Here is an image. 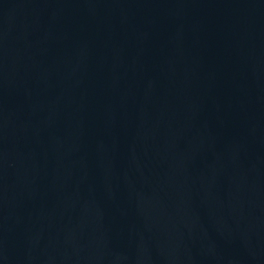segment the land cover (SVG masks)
Segmentation results:
<instances>
[{
	"label": "water",
	"instance_id": "water-1",
	"mask_svg": "<svg viewBox=\"0 0 264 264\" xmlns=\"http://www.w3.org/2000/svg\"><path fill=\"white\" fill-rule=\"evenodd\" d=\"M0 264H264V0H0Z\"/></svg>",
	"mask_w": 264,
	"mask_h": 264
}]
</instances>
